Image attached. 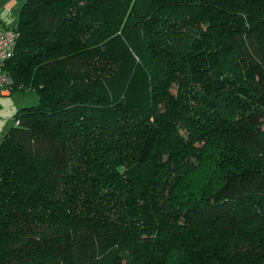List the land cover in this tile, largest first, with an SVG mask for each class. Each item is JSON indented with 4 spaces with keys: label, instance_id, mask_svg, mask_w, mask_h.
Here are the masks:
<instances>
[{
    "label": "trees",
    "instance_id": "trees-1",
    "mask_svg": "<svg viewBox=\"0 0 264 264\" xmlns=\"http://www.w3.org/2000/svg\"><path fill=\"white\" fill-rule=\"evenodd\" d=\"M12 27L8 95L39 99L0 141V264H264V95L233 117L226 72L264 90V0H24Z\"/></svg>",
    "mask_w": 264,
    "mask_h": 264
},
{
    "label": "rangeland",
    "instance_id": "rangeland-1",
    "mask_svg": "<svg viewBox=\"0 0 264 264\" xmlns=\"http://www.w3.org/2000/svg\"><path fill=\"white\" fill-rule=\"evenodd\" d=\"M23 3V0H0V18L7 22L8 25H14L17 22V11L18 8ZM228 61L226 66V72L228 73L229 68L232 66L233 73L230 76L231 79V86L227 90V97L232 99V106H233V117H235L237 114L247 110L248 108H251L258 104L257 98L259 95H264V90L260 87H258L253 79L247 74L245 69V64L242 61ZM141 78V77H140ZM246 83V84H244ZM250 86H246L249 85ZM175 91L177 94H180L181 91H184V94H182V101L183 99H187L189 96L192 95V92L195 89L189 87V85H186V80L183 79V76L181 73L179 74L178 78H175L174 81ZM251 91V93H250ZM226 93V92H225ZM187 96V97H186ZM186 97V98H185ZM39 99V96L34 91H15L11 95L3 94L0 95V110L3 109L4 118H7L8 124H11L13 126L14 120L11 121L8 119V117L4 114H12L15 110L25 107V106H32L37 104ZM184 100V101H185ZM188 103L189 101L186 100ZM10 102H15L16 107L9 106ZM192 105H195L194 108L198 107V102L192 98L190 100ZM134 104H140L138 100L133 101ZM5 104V105H2ZM8 109V112L6 110ZM197 119V118H196ZM199 121L202 123L207 119L205 115H202L201 117H198ZM264 127V126H263ZM8 130V129H7ZM142 173H145L146 170L140 169ZM191 183L196 182V176L192 175L190 178ZM105 199H108L109 196L104 195ZM105 203V201H103Z\"/></svg>",
    "mask_w": 264,
    "mask_h": 264
},
{
    "label": "built area",
    "instance_id": "built-area-1",
    "mask_svg": "<svg viewBox=\"0 0 264 264\" xmlns=\"http://www.w3.org/2000/svg\"><path fill=\"white\" fill-rule=\"evenodd\" d=\"M19 33L12 26L0 23V95L9 94L11 78L6 73L4 65L13 55Z\"/></svg>",
    "mask_w": 264,
    "mask_h": 264
},
{
    "label": "crops",
    "instance_id": "crops-1",
    "mask_svg": "<svg viewBox=\"0 0 264 264\" xmlns=\"http://www.w3.org/2000/svg\"><path fill=\"white\" fill-rule=\"evenodd\" d=\"M0 23L5 24L7 26H12V25H8L7 22L2 20L1 18H0ZM9 104H10L9 106L11 107V109L13 107H16L15 102H10ZM2 105H5V104H2ZM3 111H4L3 109L0 110V141H1L2 137H3V135L10 129L9 126L11 125V124H8L7 118H4V116H2ZM6 112H8V109L6 110ZM15 112H16V110L12 114H10V113L7 114L6 113L4 115H6L8 117V119L11 121V118L13 120V115H14Z\"/></svg>",
    "mask_w": 264,
    "mask_h": 264
}]
</instances>
